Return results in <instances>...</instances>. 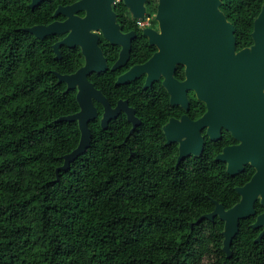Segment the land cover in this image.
Returning <instances> with one entry per match:
<instances>
[{
	"label": "trees",
	"instance_id": "1",
	"mask_svg": "<svg viewBox=\"0 0 264 264\" xmlns=\"http://www.w3.org/2000/svg\"><path fill=\"white\" fill-rule=\"evenodd\" d=\"M262 3L222 0L237 48L251 42ZM55 5L0 0V264H264L254 216L239 219L229 257L224 221L196 222L214 200L228 208L239 199L234 185L241 174H228L206 154L173 167L160 151L162 133L151 128L129 134L128 122L107 129L99 116L91 119L89 147L56 171L80 130L76 120H57L79 106L76 90L54 72L74 71L81 58L70 48L56 58L51 38L24 29L45 22ZM91 78L107 95V71ZM132 85L127 95L137 106ZM148 112L151 126L156 115ZM254 207L264 209L259 201Z\"/></svg>",
	"mask_w": 264,
	"mask_h": 264
},
{
	"label": "water",
	"instance_id": "2",
	"mask_svg": "<svg viewBox=\"0 0 264 264\" xmlns=\"http://www.w3.org/2000/svg\"><path fill=\"white\" fill-rule=\"evenodd\" d=\"M41 0H31L30 6L34 7ZM107 0V15L113 19L110 2ZM135 17H142L145 11V0H124ZM222 0H158L156 19L159 22L160 32L145 29L144 34L148 35L149 42L159 46L160 52L153 55L145 64L131 67L121 75L117 82H124L133 79L140 69L147 70L148 76L145 85L154 78V63L159 56L166 58L169 64V71L173 69L175 62L186 63L187 70L191 74L192 86L197 95L205 99L209 106V112L214 110V105L222 104L224 107L233 109V119L226 126L240 137L242 143L235 147L225 148L224 152L216 156L217 159L229 161L227 172L234 174L242 169V163L250 161L255 165L256 171L251 178L242 186L235 188L240 195L237 203L225 209L218 201L214 200V208L208 213L200 215L196 222L207 218L212 220L218 216L224 221L222 230V249L226 256L231 255L230 244L239 230V219L255 214L254 203L256 200L264 207V47H261V30L264 29V0L258 15L253 21L251 32L253 44L236 50L235 27L227 20L220 9ZM73 5L65 7L68 14ZM75 17L69 15L64 22H53L47 26L34 25L24 29L38 38L54 32L68 31L67 35L60 41L53 44L56 56H59L58 46L66 44L74 46L80 44L82 53L85 56V63L73 73L54 72L58 82H64L66 89L77 88L76 100L79 106L78 111L62 115L57 120H76L80 130V138L77 146L68 153H65L63 163L57 167L67 169L70 163L83 154L91 142V133L88 121L97 115L93 99L103 105V114L100 125L107 127V100L101 91L96 89L88 80L87 74L92 71H100L106 68L101 52L95 44L93 34L89 33L88 25L92 19L87 15L80 22L84 23L83 28L77 30ZM88 24V23H87ZM73 26V28H72ZM72 28L69 30V28ZM107 37V31L103 30ZM129 50V44L125 46ZM126 51V52H127ZM122 51L120 59L114 64H120L127 56ZM166 73V84L171 94V102H185L184 86L188 80L176 82ZM179 91H176V90ZM117 106L113 111L115 112ZM127 117L132 122L130 133L137 125V118L133 116V109L128 108ZM200 119L199 123H201ZM172 122V120H171ZM177 122V121H176ZM178 123V122H177ZM184 123V118L179 124ZM167 142L181 139L184 133L173 136L165 127ZM198 151L201 148V138L197 134L193 136ZM189 138L180 141V150L177 162L188 155L191 149L188 146ZM195 148V152L197 153ZM238 156V163L231 167L229 156ZM262 227L255 240L264 235V210L257 214L252 224L253 228Z\"/></svg>",
	"mask_w": 264,
	"mask_h": 264
},
{
	"label": "flooded vegetation",
	"instance_id": "3",
	"mask_svg": "<svg viewBox=\"0 0 264 264\" xmlns=\"http://www.w3.org/2000/svg\"><path fill=\"white\" fill-rule=\"evenodd\" d=\"M30 1L31 0H29V4ZM43 1L49 0H41L34 7L38 6ZM50 2H54L56 5L51 7L50 13H48L45 22L36 23L31 26H47L53 22L61 23L67 20L69 15H71L77 19L75 20V27L77 30H80L84 26V23L80 22L83 18L88 15L92 19L91 22H87L88 24H85L89 26V33L93 34V39H95L94 42L101 52L106 68L104 70L92 71L88 73L87 78L96 89L101 91L102 95L107 100V129L112 125H117V122L115 121L119 120L123 124L126 122L130 124L129 134H131L130 129L132 127V122L128 119L126 111V109L131 108L133 109V116L138 120L136 127L139 126L143 132H146L151 128L159 134L162 133L163 142L161 146H159L160 151L163 154H165L164 152L166 151L168 155L171 156L173 167L178 166L185 158L201 157L203 154H206L209 157L212 156L215 160H218V166L224 167L227 172L229 164L228 159H217L216 156L223 153L225 148L235 147L242 143L241 138L233 134V132L226 126V124L233 119V109L231 107H224L222 104L217 103L213 106L215 109L209 112L207 101L205 99H201L197 95L195 88L192 86L191 74L187 70L186 63L177 61L174 63L173 69L169 71L170 67L168 60H165L166 58H162V56L158 54L159 58L154 63L155 76L150 80L148 85H145L148 71L143 69H140L137 76L133 79L124 82H117L118 78L126 73L131 67L145 64L153 55L160 52L159 46L155 43H150L148 35L144 34L145 29L153 30L156 33L160 32L159 22L156 19L158 0H145V11L143 16L140 18L133 15L124 0H112L110 2V8L114 13L113 19L107 15V0H50ZM70 5H73V8L68 14V9L64 10V8ZM72 28L70 27L69 30ZM103 30L107 31V37L103 34ZM251 32V42L240 48H237L236 45V50L250 47L253 44ZM67 33L68 31L54 32L47 34L44 37H48L53 40L51 43L53 50V44L62 40ZM128 44L129 50L127 51L125 46ZM67 48L74 49L79 58H81V64L74 71L69 72L73 73L85 63V56L82 53V47L80 44H76L74 46L60 44L58 46L59 56H56V52L53 50L55 57L61 58V50L63 49L66 51ZM122 51H127L126 58L122 60L120 64L114 66V64L120 59ZM106 71L107 95L95 85V82L91 78L94 74ZM168 71L170 78L176 82L188 80L189 86L185 85L184 91H181L184 93V103L171 102V94L164 83L166 73ZM129 82H133L132 86L137 89V94H139L136 97L137 106L129 102L127 95ZM73 89L77 91L76 87ZM176 91L179 90L177 89ZM262 91L264 93V86L262 87ZM92 101L96 108V117L99 116L100 122L104 111L103 105L98 100L93 99ZM117 106L119 108L114 112L113 110ZM99 108H101V111ZM149 108L152 110V113L156 115L155 118H153V125L151 126L145 125V122L149 119V116H147L149 114ZM159 118L165 119V121L160 120ZM183 118L184 123L179 124ZM200 119H202L201 123L197 122ZM167 126L173 136H175V134L177 136L182 133H184V135L181 139L167 142L165 135V127ZM194 134H197V137L201 138V148L199 151L197 149L198 147L195 146L193 138ZM127 136L128 135H126L125 138H127ZM186 138H189L188 146L191 149V152L188 155L183 156L180 161L177 162L180 150V141L183 139L185 140ZM195 148L198 151L197 153L194 150ZM229 159L231 161V167H235L238 163V156H229ZM255 171L256 167L255 165H252L250 161L242 163V169L239 172L230 174L232 176L241 174V176L235 180L234 189L245 184ZM239 199L232 205L237 203ZM259 213H257L255 209V214L249 215L247 218L250 216H254L256 218ZM254 221L255 219L250 223L251 226ZM260 228L262 230L261 226Z\"/></svg>",
	"mask_w": 264,
	"mask_h": 264
},
{
	"label": "snow or ice",
	"instance_id": "4",
	"mask_svg": "<svg viewBox=\"0 0 264 264\" xmlns=\"http://www.w3.org/2000/svg\"><path fill=\"white\" fill-rule=\"evenodd\" d=\"M261 39H260V44L261 47H264V29L261 30Z\"/></svg>",
	"mask_w": 264,
	"mask_h": 264
}]
</instances>
